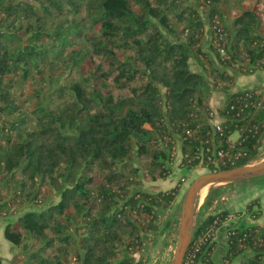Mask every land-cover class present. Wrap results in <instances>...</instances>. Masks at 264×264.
<instances>
[{
  "label": "trees",
  "instance_id": "1",
  "mask_svg": "<svg viewBox=\"0 0 264 264\" xmlns=\"http://www.w3.org/2000/svg\"><path fill=\"white\" fill-rule=\"evenodd\" d=\"M225 1L0 0V199L7 197L0 212L13 216L31 206L4 227L15 251L11 264H141L135 256L143 236L157 230L158 211L179 190V183L168 191L140 188L143 180L171 173L172 134L192 133L182 139L180 166L197 165L199 153L205 165L206 147L243 152L231 165H206L212 171L256 157L264 104L243 121L223 123L222 133L213 134L207 121L211 81L234 86L226 67L264 70V12L239 9L228 27ZM205 18L219 66L202 47ZM92 27L98 35H87ZM215 27L224 33L228 58L211 41ZM57 69L68 71L69 83L47 73ZM34 74L55 84V97L39 107L31 105L39 90L16 87ZM240 92L227 94L224 110ZM235 130L241 137L230 146ZM210 195L199 207L193 238L215 218V229L227 218L226 211L207 210ZM256 202L246 205L253 218ZM191 245L183 264H214L213 235L190 256ZM227 245V261L250 249L244 264H264V226L228 229Z\"/></svg>",
  "mask_w": 264,
  "mask_h": 264
},
{
  "label": "rangeland",
  "instance_id": "2",
  "mask_svg": "<svg viewBox=\"0 0 264 264\" xmlns=\"http://www.w3.org/2000/svg\"><path fill=\"white\" fill-rule=\"evenodd\" d=\"M196 0H187V3L194 4ZM241 3L240 0H226L223 5L229 12L230 9H234L235 7H239ZM235 4V5H234ZM202 10V8H199ZM97 27H92L87 31V35H98ZM213 56V54L211 53ZM83 63V62H82ZM88 61L85 60L83 67L81 68V72L84 76L88 74ZM196 64V63H195ZM235 68L239 66L235 65ZM191 68L196 69L194 63H191ZM227 68V67H226ZM232 67H229L231 69ZM227 70V69H226ZM238 73L248 75L245 73H241L237 70ZM52 75H58V82L67 84L70 79L67 77L68 71L62 73L61 69L54 70L53 72L47 71ZM229 73V72H228ZM251 74V73H250ZM260 79V77H259ZM46 80H48L46 76ZM258 80V79H257ZM256 81L249 77H237L235 86L238 88H249L253 86V83ZM212 87L214 90L224 91L225 84L215 83L211 81ZM55 84H51L50 82L45 83L41 78L35 79V74L29 77L26 83L20 84L18 83L16 87H23L24 91L27 93L34 94L36 90H39V97L32 98L31 105L32 107H39L42 104H47L51 102V99L55 97L53 94ZM213 90V91H214ZM213 91L210 93L212 95ZM66 95L69 94L68 91L65 92ZM226 99V98H225ZM39 101L42 103H39ZM224 108L221 106L219 111ZM11 118H9L10 120ZM178 136V135H177ZM179 137V136H178ZM182 155V154H181ZM182 157V156H181ZM264 160V140L262 144L258 148L257 155L254 159L249 161L248 164H259ZM136 163L135 160H133ZM167 166H170L171 173L166 179H158L155 181H145L143 180V185L140 186L142 189H150L148 186L154 185V189L165 190L168 191L170 188L175 186L177 183L180 190L177 191L176 195L178 198L177 202L169 208L160 209L159 222L157 230L150 231L143 236V246L139 250V252L135 256V260L140 261L141 264H170L173 258V253L175 251L176 243H177V233L179 228V219H180V208L181 201L183 196L191 184V182L196 179L199 175L210 172V168L203 164H197L194 166H180L181 159L179 160V153L176 154L172 151L167 154L166 157ZM16 178L19 179L20 176L17 173ZM143 175L141 174V179ZM1 189V188H0ZM211 192L210 197L207 201V210L208 211H218L222 207L230 206V210L233 211H243V208L247 201H251L252 199L256 202V206L258 209V216H262L264 218V175L260 177H251L248 179L240 180V181H226L221 183H208L202 187L201 193L198 194L196 205H195V220L198 216V210L200 205L202 204L206 195ZM3 194V191L0 190V194ZM51 197H49L50 199ZM251 199V200H250ZM7 197L2 196L0 201H6ZM7 205V204H6ZM20 206V205H19ZM30 205H23L20 207L15 215H4L0 212V237H4V227L6 223L12 222L16 215L22 214L24 211L29 209ZM0 211H3V208H0ZM235 212V213H236ZM235 214L234 212H232ZM16 219V218H15ZM196 224V223H195ZM195 227V225H194ZM1 246V244H0ZM8 254L7 248L4 246L0 247V257L2 256L4 259L3 264H11L12 256H5ZM8 257L10 261L7 262ZM71 263L74 258H70Z\"/></svg>",
  "mask_w": 264,
  "mask_h": 264
},
{
  "label": "crops",
  "instance_id": "3",
  "mask_svg": "<svg viewBox=\"0 0 264 264\" xmlns=\"http://www.w3.org/2000/svg\"><path fill=\"white\" fill-rule=\"evenodd\" d=\"M240 1H241V3L239 4V7H237V10H234L233 12H228L227 9H225V14L223 16V19H224L225 24L228 27L230 26L232 18L234 17V15H236L238 13L239 9L255 8L257 11H263L264 12V0H240ZM206 20L207 19L205 18L204 38H203L202 47L209 54L210 59L212 60L213 64L216 66H219L218 62L216 61V58H214V56L211 55V52L209 50V43H210L212 31H211V26L209 25L208 21H206ZM194 65L196 66V69H194V70L200 71V67L195 63H194ZM225 69H227V71L234 76V86L231 89L224 90V91H218L217 89L214 90L215 89L214 88L213 89L214 91H213V93L209 99V106L211 109L218 111L219 108H221V106H223L227 94L232 93L233 91L246 90V89L264 90V70H255L251 74L244 75V74L238 73L237 70H235L233 68L229 69V67H227ZM237 77H249V78L254 79L256 82L253 83L252 87L238 88L237 86H235V82H236ZM259 77H260V79H259ZM237 136H238L237 132L234 131L231 134L230 139L232 141H234L237 138ZM172 138H173V141H172L171 151L175 154L178 152L179 153V160H180L181 156H182L181 155L182 154V152H181L182 139L175 134H172ZM177 198H178V195L175 196V199H174L172 205H174V203L177 202V200H176ZM247 203H248V201L246 202V204L243 208V211H237V212L235 210L231 211L230 206L222 207L220 209V211H226L227 212V218L213 232L214 248H213V251L211 254V258H212L214 264H244V262L252 256V251L250 249H246L242 253H240L239 255L235 256L230 261H227L225 258V255L227 253V248H228V245H227V231H228V229H230V228H241V227H246L249 225L264 226V218H262V216L261 217L258 216L256 218H253L246 211ZM232 212H234V213L236 212V213L233 214ZM14 219H13V221H14ZM194 219H195V215H194ZM196 220H197V217H196ZM196 220H195V223H196ZM0 244L2 247L4 246V248H7V250H8V254L7 255L5 254V256L10 255L13 257V254L15 253V251L13 250L10 242L8 240H6L5 238H3V236L0 237ZM1 258L4 259L2 256H1ZM10 258L8 257L7 262L10 261ZM263 263H264V256H263Z\"/></svg>",
  "mask_w": 264,
  "mask_h": 264
},
{
  "label": "built area",
  "instance_id": "4",
  "mask_svg": "<svg viewBox=\"0 0 264 264\" xmlns=\"http://www.w3.org/2000/svg\"><path fill=\"white\" fill-rule=\"evenodd\" d=\"M223 37H224V33L221 32V29L215 27V31L213 32V39L211 41L214 47H216V49L218 50L219 54L223 56V58H228V55L226 54V49L224 47ZM235 65L239 66L238 63H233V67ZM234 97H235L234 103H230V105L226 110H224L223 108L220 111L219 110L216 111L210 108V110L208 111L207 121L211 127L213 134L218 132L222 133L221 131L223 128V123L227 121L229 122L243 121L247 115L258 109H261L264 104V90H260V89L241 90V92L239 94H236ZM248 130L251 131V127L248 128ZM235 132H237L238 136L234 141L230 139L231 135L228 136V141L230 142V146L238 142V140L241 137V133L239 130H235ZM191 134L192 133L189 129H185L183 133V137L181 139L185 140L187 137L191 136ZM206 152L208 154L206 155L205 165H208L210 163L215 168H219L225 165H231L240 156L243 155L242 154L243 152L241 151L231 153L230 148H227L225 150L221 148L210 149L209 147H206ZM195 158L200 159L198 164H202L201 153H199L198 155L196 154ZM218 223H219V219L215 218L212 224L206 227L197 236H195L194 238L192 236V239L190 241V244L192 242L191 251L189 252L190 256L195 251L198 250V247L200 245L209 243L212 240V235L215 230V225H217ZM188 261L190 262L191 260L189 259ZM72 263H74L73 260Z\"/></svg>",
  "mask_w": 264,
  "mask_h": 264
},
{
  "label": "water",
  "instance_id": "5",
  "mask_svg": "<svg viewBox=\"0 0 264 264\" xmlns=\"http://www.w3.org/2000/svg\"><path fill=\"white\" fill-rule=\"evenodd\" d=\"M264 175V160L259 164H244L230 169L213 170L199 175L188 186L181 201L177 243L170 264H183L194 232L195 205L200 189L208 183L240 181Z\"/></svg>",
  "mask_w": 264,
  "mask_h": 264
},
{
  "label": "bare ground",
  "instance_id": "6",
  "mask_svg": "<svg viewBox=\"0 0 264 264\" xmlns=\"http://www.w3.org/2000/svg\"><path fill=\"white\" fill-rule=\"evenodd\" d=\"M201 191H202V188L200 189L199 193H201Z\"/></svg>",
  "mask_w": 264,
  "mask_h": 264
}]
</instances>
